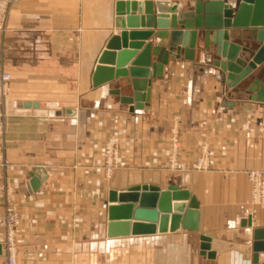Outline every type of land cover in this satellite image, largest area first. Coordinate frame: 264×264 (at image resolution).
Returning <instances> with one entry per match:
<instances>
[{"label":"crops","instance_id":"crops-1","mask_svg":"<svg viewBox=\"0 0 264 264\" xmlns=\"http://www.w3.org/2000/svg\"><path fill=\"white\" fill-rule=\"evenodd\" d=\"M119 1H149L154 13L173 16L170 8L185 12L199 1L221 0L13 2L0 31V72L11 76L2 104L0 220L8 201L18 216L16 264H254L243 248L251 246L253 230L264 229V209L252 204L247 175L264 172V104L247 95L236 99L224 85L213 66L214 46L204 50V14L191 22L177 20L176 30L194 24V61L169 58L162 77L150 79L146 109L121 103L132 96L128 80L93 88L98 59L121 30L151 32L143 43L169 52L168 43L158 47L162 30L116 28ZM228 34L243 46L251 37ZM114 90L118 96L109 94ZM172 138L179 141L175 158L183 171L165 169ZM106 144L118 150L109 178L103 168ZM202 154L207 169L192 170ZM35 176L42 183L33 190ZM136 185L187 190L199 205L198 230L158 233L156 225L154 234L108 238L107 209L118 205L108 203L109 192ZM202 237L225 247L209 257L212 251L200 248ZM6 242L0 226V264L6 261ZM257 264H264V253Z\"/></svg>","mask_w":264,"mask_h":264},{"label":"water","instance_id":"water-1","mask_svg":"<svg viewBox=\"0 0 264 264\" xmlns=\"http://www.w3.org/2000/svg\"><path fill=\"white\" fill-rule=\"evenodd\" d=\"M153 6L149 1L117 2L116 28L127 26L162 30L156 34V38L164 40L163 44L158 43V47L168 43L169 52L153 50L151 44L143 43L153 35L151 32L126 33L121 30L119 36L108 40L98 59L92 75L93 88L104 87L117 80H128L132 96L123 98L121 103L139 110L146 109L150 101V79L162 77L167 60L184 56L186 61H194L197 37L194 24H179L184 29L176 30L177 20L191 22L195 16L204 14V50L208 51L210 45L214 46L213 66L223 77L224 85L236 94V99L242 100L243 95H247V100L264 104V82L260 80L264 79V0L199 1L193 9L185 12H178L177 7L170 8L168 12L173 16L154 13ZM162 6L166 5L157 4L156 8L161 9ZM195 26L199 28L198 23ZM229 30L243 31L251 37L243 46L230 40ZM128 40L132 43L128 44ZM151 53L155 57L154 62L151 61ZM260 66L262 69L253 76ZM249 77L252 78L249 80ZM240 83H244L242 87H239ZM109 94L118 96L119 91H110ZM41 183L42 179L35 176L30 186L36 190ZM108 203H118L107 209L108 238L154 234L156 225L158 233H165L168 229L173 232L180 227L192 232L198 230V202L187 190H180L177 186L161 190L154 185H136L121 194L111 190ZM201 242L202 252L212 251L209 257H213L217 249L225 247L206 237H202ZM243 251L245 256L252 253L254 264L258 263L259 254L264 253V229L253 230L252 244L244 247Z\"/></svg>","mask_w":264,"mask_h":264},{"label":"built area","instance_id":"built-area-1","mask_svg":"<svg viewBox=\"0 0 264 264\" xmlns=\"http://www.w3.org/2000/svg\"><path fill=\"white\" fill-rule=\"evenodd\" d=\"M15 0H0V31H2L5 27V23L10 11V7ZM11 81L10 74L6 72H0V134L3 131V112H2V104L4 98L7 96L9 83ZM177 138H172L171 151L172 156L171 160H175V154L177 152ZM109 145V144H108ZM106 158L108 160V164L106 167V174L108 178L111 176L114 171L115 165L112 161H116V155L113 153L112 146L109 145L106 148ZM198 170H206L207 169V160L204 154L199 157L196 162ZM173 169L176 168V165L172 166ZM248 181L251 185V201L252 204L259 210L264 209V172H250L247 175ZM18 225V216L13 207L9 205V202H6L5 214L0 220V226L4 228L7 234V242H6V251L7 257L4 264H16V248L14 243V236L16 233V227Z\"/></svg>","mask_w":264,"mask_h":264},{"label":"rangeland","instance_id":"rangeland-1","mask_svg":"<svg viewBox=\"0 0 264 264\" xmlns=\"http://www.w3.org/2000/svg\"><path fill=\"white\" fill-rule=\"evenodd\" d=\"M179 142V141H178ZM171 144V143H170ZM109 145H111L112 146V149H113V153L116 155V161H112V163H114L115 165H113V167H117V164H118V150L116 149V147L113 145V144H109ZM108 144H106L105 146H104V160H103V168L104 169H106V167H107V164L109 163L108 162V160H107V158H106V148H107V146H109ZM169 146V145H168ZM177 151H178V144H177ZM171 156H172V152H171V145H170V154H169V156L167 157V159H166V161H165V169L166 170H168L169 172H175V171H183V170H185V168L182 166V165H180L179 164V162L177 161V159L175 158V160H171ZM201 157V156H200ZM198 159L199 158H197L194 162H193V164H191V166H190V168L192 169V170H196V171H204L203 169H201V170H198L197 169V161H198ZM173 165H176V168L175 169H173L172 168V166ZM248 179V178H247ZM101 264H104V263H101Z\"/></svg>","mask_w":264,"mask_h":264}]
</instances>
